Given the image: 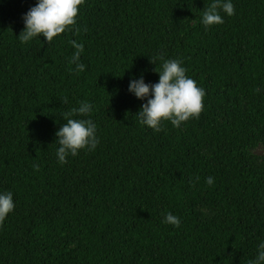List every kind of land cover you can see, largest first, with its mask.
<instances>
[{"label": "trees", "instance_id": "obj_1", "mask_svg": "<svg viewBox=\"0 0 264 264\" xmlns=\"http://www.w3.org/2000/svg\"><path fill=\"white\" fill-rule=\"evenodd\" d=\"M212 0H85L48 43L18 39L36 0H0V264H248L264 241V0L205 27ZM84 45L83 72L71 41ZM179 58L205 90L179 128L139 122L130 77ZM81 102L99 144L57 163L55 132ZM214 183L208 185L207 177ZM171 212L179 227L162 223Z\"/></svg>", "mask_w": 264, "mask_h": 264}, {"label": "clouds", "instance_id": "obj_2", "mask_svg": "<svg viewBox=\"0 0 264 264\" xmlns=\"http://www.w3.org/2000/svg\"><path fill=\"white\" fill-rule=\"evenodd\" d=\"M85 0H36L34 6L23 14V30L18 39L21 43H27L34 38L43 37L50 43L53 38L64 33L69 26L76 24L79 6ZM224 13L227 16L235 14L232 0H212L210 5L203 10L201 23L207 28L212 25L222 24ZM74 48L71 63L75 64V71H85V64L80 62V56L84 51V45L75 40L71 41ZM163 61L156 83H146L144 76L130 77L128 92L142 103L136 113L139 122L152 129L154 132L162 130V122L169 121L173 127L179 128L182 122L188 121L200 115L203 110V98L205 90L198 87L195 80L186 75V68L179 58L165 59L163 55L153 56L150 62L155 64L157 60ZM93 105L81 102L78 108H73L68 114L82 116V119L68 118L55 132L57 163H67V157H75L80 150L94 151L99 144L97 126L90 118ZM206 183L212 185L214 178L207 177ZM15 208L13 193L0 191V224L4 222L9 213ZM174 227H179L181 220L178 216L167 212L161 221ZM248 264H264V241L256 248L255 256Z\"/></svg>", "mask_w": 264, "mask_h": 264}, {"label": "rangeland", "instance_id": "obj_3", "mask_svg": "<svg viewBox=\"0 0 264 264\" xmlns=\"http://www.w3.org/2000/svg\"><path fill=\"white\" fill-rule=\"evenodd\" d=\"M251 151L259 157V159H262L264 157V141H260L256 146H254ZM262 206L264 207V196L261 199Z\"/></svg>", "mask_w": 264, "mask_h": 264}]
</instances>
